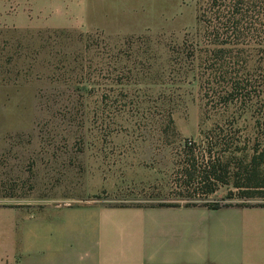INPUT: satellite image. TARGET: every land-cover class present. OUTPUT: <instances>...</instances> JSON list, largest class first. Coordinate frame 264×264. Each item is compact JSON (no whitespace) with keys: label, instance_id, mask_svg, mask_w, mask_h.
<instances>
[{"label":"rangeland","instance_id":"obj_1","mask_svg":"<svg viewBox=\"0 0 264 264\" xmlns=\"http://www.w3.org/2000/svg\"><path fill=\"white\" fill-rule=\"evenodd\" d=\"M203 1L0 0V117L13 118L19 144L55 159L46 167L61 170L63 202L264 206V195L240 196L236 185L246 181L234 167L222 183L207 180L216 185L212 193L196 188L187 198L176 188L187 145L203 150L201 117L237 112L252 121L261 109L214 110L201 87L202 70H182L190 67L185 42L207 30L209 20H199ZM253 3V30L237 49L249 59L243 75L252 79L254 96L263 80L264 0ZM239 135L241 149L228 156L250 158L256 145L261 158L264 130Z\"/></svg>","mask_w":264,"mask_h":264},{"label":"crops","instance_id":"obj_2","mask_svg":"<svg viewBox=\"0 0 264 264\" xmlns=\"http://www.w3.org/2000/svg\"><path fill=\"white\" fill-rule=\"evenodd\" d=\"M13 121L0 117V264H264V207L71 205Z\"/></svg>","mask_w":264,"mask_h":264},{"label":"trees","instance_id":"obj_3","mask_svg":"<svg viewBox=\"0 0 264 264\" xmlns=\"http://www.w3.org/2000/svg\"><path fill=\"white\" fill-rule=\"evenodd\" d=\"M203 4H205V8L199 9V20L205 22L207 20L203 18L209 20L207 30L203 35H200L199 39L189 45L188 42H185L187 47L191 48V52L187 53L186 51V59L192 65L188 64L189 68L182 65V70L192 71V68L193 70L200 68L203 71L201 74L206 78L201 77V87L205 89L206 100L214 110L222 107L229 109L231 106L237 110V104L238 107H243L241 110L256 108L253 104H259L261 109L259 114L252 117V121L242 120V115H237V112L227 116L201 117L199 135L204 138L200 144L203 150L196 149L195 145L191 147L190 143L187 145L188 157L181 168L185 181L183 180L176 188L185 193L184 195L179 193V196L187 198H191L190 192L192 189L193 192L196 191V188L205 190L207 194L212 193L216 185L213 184L211 187L207 180L213 179L222 183L223 177L230 174L234 167L238 171L237 176L242 174L238 180L246 181L245 184L236 185L242 198H251L256 194L264 195V174L261 169L264 168V159L260 161L264 154L261 153V158H258L256 145L252 151L254 154L250 158L243 156L241 159H235L233 156H228L234 155V151L241 149L240 133L248 130H264V54H262L261 62L262 71L260 70L263 75L260 92L257 94L256 91H253L255 94L253 96L252 92H248L251 89L252 79L243 75L244 72L249 73L250 71L249 59L244 56V51L240 52L241 49H237L247 41H241L246 36L245 31L250 33L253 30L255 20L252 9L254 3L253 0H204ZM182 54L184 55V53ZM202 58H204V64L201 67L199 62ZM183 60L186 63L184 56ZM236 65L239 68L237 70H235ZM230 69L235 73L228 71ZM255 86L254 84L252 87L255 88ZM167 126L174 128L172 119L168 121ZM205 130H208V133H205ZM205 148L206 150H204ZM237 160L238 163H236ZM198 178L199 180L195 182ZM178 206L167 205L166 207ZM204 206L213 209L222 207L219 204ZM258 207L264 206L258 205Z\"/></svg>","mask_w":264,"mask_h":264}]
</instances>
